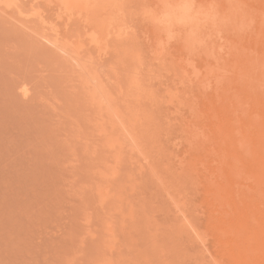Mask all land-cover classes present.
<instances>
[{
    "label": "rangeland",
    "instance_id": "rangeland-1",
    "mask_svg": "<svg viewBox=\"0 0 264 264\" xmlns=\"http://www.w3.org/2000/svg\"><path fill=\"white\" fill-rule=\"evenodd\" d=\"M0 0V264H264V0Z\"/></svg>",
    "mask_w": 264,
    "mask_h": 264
},
{
    "label": "bare ground",
    "instance_id": "bare-ground-1",
    "mask_svg": "<svg viewBox=\"0 0 264 264\" xmlns=\"http://www.w3.org/2000/svg\"><path fill=\"white\" fill-rule=\"evenodd\" d=\"M65 1H69L70 4H72L74 1H70V0H65Z\"/></svg>",
    "mask_w": 264,
    "mask_h": 264
}]
</instances>
